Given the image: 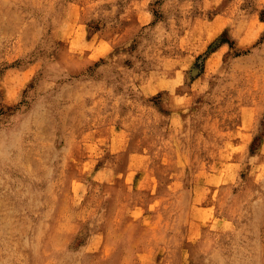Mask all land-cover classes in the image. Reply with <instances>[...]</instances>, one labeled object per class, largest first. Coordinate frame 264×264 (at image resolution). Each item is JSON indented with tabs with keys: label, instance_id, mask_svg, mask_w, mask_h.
<instances>
[{
	"label": "rangeland",
	"instance_id": "1",
	"mask_svg": "<svg viewBox=\"0 0 264 264\" xmlns=\"http://www.w3.org/2000/svg\"><path fill=\"white\" fill-rule=\"evenodd\" d=\"M0 264H264V0H0Z\"/></svg>",
	"mask_w": 264,
	"mask_h": 264
}]
</instances>
